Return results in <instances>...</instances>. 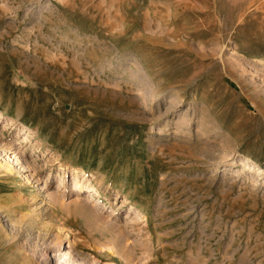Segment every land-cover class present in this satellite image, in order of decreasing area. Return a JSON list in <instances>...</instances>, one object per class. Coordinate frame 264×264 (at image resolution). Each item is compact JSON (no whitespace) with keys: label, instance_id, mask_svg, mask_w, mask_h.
<instances>
[{"label":"rangeland","instance_id":"1","mask_svg":"<svg viewBox=\"0 0 264 264\" xmlns=\"http://www.w3.org/2000/svg\"><path fill=\"white\" fill-rule=\"evenodd\" d=\"M0 143V264H264V0H0Z\"/></svg>","mask_w":264,"mask_h":264},{"label":"bare ground","instance_id":"2","mask_svg":"<svg viewBox=\"0 0 264 264\" xmlns=\"http://www.w3.org/2000/svg\"><path fill=\"white\" fill-rule=\"evenodd\" d=\"M121 57V56H120ZM128 59V58H127ZM131 61H133V59H131ZM137 66V65H136ZM135 66V67H136ZM130 68V67H129ZM138 88V87H137ZM133 90V89H132ZM140 91V90H139ZM132 92L130 93L131 96L136 95L138 97H141V93L140 92ZM145 95V94H144ZM150 97V96H149ZM148 97V98H149ZM146 97H143V101L146 102L147 99ZM173 101V100H172ZM147 106V105H146ZM158 118V117H157ZM210 124V123H209ZM15 125V124H14ZM209 127V126H208ZM204 131V130H203ZM28 132V131H27ZM199 132V130H198ZM31 134V133H30ZM27 135V138H29V140H37V135L32 134ZM18 136V135H17ZM11 139V138H10ZM20 139H18V144L21 145L22 141H19ZM11 142L14 143V140H10V144H12ZM30 144V143H29ZM40 144V143H39ZM23 145V144H22ZM13 146V144H12ZM11 145H5L0 143V172H5L7 175H10L11 173H13V170L16 168L17 172H28L29 174L24 175V179L27 181H29V175H31L33 177V173H35L34 171L36 170V168L34 167L35 165L33 164V162L31 163L30 161L28 162L27 160H25L24 158V153L25 150L24 148H20V146L14 150V148ZM31 146V145H30ZM25 147V146H24ZM40 147V146H39ZM29 148V147H28ZM38 146L35 145L32 150H38ZM12 150V151H11ZM27 153V152H26ZM12 156V159L10 160L9 158ZM13 161L15 163H13ZM36 162V161H34ZM15 164V165H13ZM33 164V165H31ZM47 165V164H46ZM37 166V165H36ZM39 170V169H37ZM52 169H50L49 174L46 175V178L43 180L44 184L43 187L47 186V183L49 181L48 177L53 175V173L51 172ZM63 170V169H62ZM67 170V169H66ZM73 170V169H72ZM20 174V173H18ZM6 175V176H7ZM21 175V174H20ZM19 175V176H20ZM22 176V175H21ZM31 177V178H32ZM83 177V176H82ZM37 178V177H36ZM52 179V178H50ZM35 181V179H33ZM38 182L40 181V179H36ZM36 184V183H35ZM50 184V182H49ZM90 184V183H89ZM64 186H65V177L64 176H60V179L58 180L57 186L54 188V190L51 192H47L44 191L45 197L48 200V204L49 206H59V210L61 212H66V213H70L71 214H78L81 218L83 217L85 220V224H86V228H91V222L90 219H96V220H100V222H107L109 225L112 221H109V217L105 219V217L102 216L101 214V209L103 211V206L101 205L98 196V190L93 186V187H89V185L87 183L84 182V179H81V176L79 175V173L75 170L72 173L71 176V190L69 191L68 198H70V200L65 201L63 195L65 196V194H60L61 190H64ZM42 187V188H43ZM44 187V188H45ZM41 190V189H40ZM39 190V192H40ZM43 202V201H42ZM99 205L100 207L96 208V205ZM106 207V205L104 206ZM56 208V207H54ZM100 209V210H99ZM114 212L117 210L116 207H114L112 209ZM139 212V211H138ZM127 214V213H126ZM75 216V215H74ZM115 216V214L113 215ZM76 218V216H75ZM79 218V217H78ZM130 218V217H129ZM137 218V217H136ZM92 219V220H93ZM108 219V220H107ZM129 220V219H128ZM127 220V221H128ZM94 221V220H93ZM109 221V222H108ZM126 221V220H125ZM30 223V222H29ZM94 223V222H93ZM92 223V224H93ZM106 223V224H107ZM84 224V223H83ZM116 224V222H115ZM125 224V223H124ZM131 224V223H130ZM127 225V223H126ZM85 226V225H84ZM106 226V225H105ZM111 227V225H110ZM126 228V227H125ZM102 229V228H101ZM107 229V228H106ZM119 229V228H118ZM87 230V229H86ZM90 230V229H89ZM93 230V229H92ZM96 231V230H95ZM99 231V230H98ZM29 232V231H28ZM101 232V231H99ZM110 232V231H108ZM30 233V232H29ZM47 233V232H46ZM86 233V232H85ZM119 233V231H118ZM40 234V233H39ZM38 234V235H39ZM32 235V234H31ZM44 235V234H43ZM117 235V234H116ZM126 235V234H125ZM131 235V234H130ZM53 236V235H52ZM51 236V237H52ZM68 236V235H67ZM39 237V236H38ZM115 237V236H114ZM42 238V237H41ZM54 238V237H53ZM50 240V239H49ZM116 241V240H115ZM146 241V240H145ZM50 242V241H49ZM56 242V241H55ZM114 242V241H113ZM130 243V242H129ZM132 243V242H131ZM149 243V242H148ZM147 244V243H146ZM123 245V244H122ZM129 245V244H128ZM142 245V244H141ZM65 245L60 244L59 246L55 247L54 249L51 250V254H48V256L46 257V264H68L67 261L69 260L71 262V259L68 258V254L69 253H64L62 252V248H64ZM120 246V245H119ZM127 246V245H126ZM132 246V245H131ZM123 247H125L123 245ZM143 247V246H142ZM148 247V246H147ZM52 248V247H51ZM122 248V247H120ZM42 249V248H41ZM126 249V248H125ZM134 249V248H133ZM118 250V249H117ZM120 251L122 249H119ZM71 251V250H70ZM130 251V250H129ZM47 252H49L47 250ZM46 252V253H47ZM67 252V250H66ZM71 253V252H70ZM119 253V252H118ZM127 254V253H125ZM71 255V254H69ZM122 255V254H121ZM131 255V254H130ZM129 255V256H130ZM127 256V255H126ZM68 258V259H67ZM73 260V259H72ZM82 260V259H81ZM69 262V263H70ZM94 262V261H93ZM81 264V263H78ZM86 264V263H85Z\"/></svg>","mask_w":264,"mask_h":264}]
</instances>
